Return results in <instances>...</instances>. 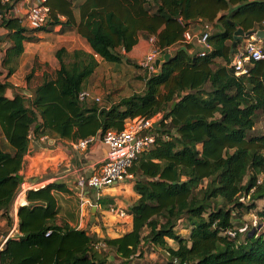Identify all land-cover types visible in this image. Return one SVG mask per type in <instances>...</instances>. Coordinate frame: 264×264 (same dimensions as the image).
I'll use <instances>...</instances> for the list:
<instances>
[{
	"label": "trees",
	"instance_id": "trees-1",
	"mask_svg": "<svg viewBox=\"0 0 264 264\" xmlns=\"http://www.w3.org/2000/svg\"><path fill=\"white\" fill-rule=\"evenodd\" d=\"M17 1L0 3V27L10 42L0 60L1 67H9L4 80L0 72V215L8 226L31 139H101L107 131H121L127 119L159 115L160 120L152 130L154 144L130 169L137 199L129 210V232L108 238L71 227L61 219L56 198L69 190L51 183L25 192L17 234L1 248L0 264H111L110 251L120 264H132L144 249L163 253V263L154 264H264L260 223L254 228L249 223L243 241L241 235H226L240 226L233 222L235 214L264 220V205L258 204L264 202V62H254L242 76L231 67L242 41L235 33L264 31V0H157L150 6L142 0H45L49 19L37 31H75L90 52L60 48L52 71L35 57L24 78L28 87L41 72L30 96L6 81L24 43L35 42L22 18L12 15ZM188 29L206 32L210 51L180 44ZM150 37L161 50L178 45L156 73H145L142 92L104 107L78 100L98 59L120 63L139 40L143 54ZM8 90L15 91L12 97ZM260 116L262 132L251 134Z\"/></svg>",
	"mask_w": 264,
	"mask_h": 264
},
{
	"label": "crops",
	"instance_id": "crops-1",
	"mask_svg": "<svg viewBox=\"0 0 264 264\" xmlns=\"http://www.w3.org/2000/svg\"><path fill=\"white\" fill-rule=\"evenodd\" d=\"M37 2V0H18L14 6V13L19 15L23 20L22 25L24 24L26 29L31 31L27 33V36L35 39V42L24 43V53L19 60L25 56L28 50L32 54V57L24 59V62L19 67L18 64L15 65L14 74L6 80L13 86L16 92H19L22 87V78L24 76H22L21 80L20 76L23 73L27 74V72L31 70V62L33 59L39 56L40 59H38L41 62H46L43 54L47 50L53 52V54L60 48H65L67 51L84 50L90 52L84 39H82L75 31L59 33L60 27H55L52 31L48 32H38L37 30L30 29L24 20V14L29 5L36 4ZM14 13L12 15H14ZM191 28H195V30L197 29L196 26H192ZM139 38H141V35H139ZM176 47L177 45L173 48ZM190 47L191 51H200L202 48L196 43L191 44ZM139 48L140 50H143L140 40L127 55V58L135 60L139 58L141 59L147 51L145 50L142 54V51H139ZM167 49L162 50L163 53L160 57L165 55L164 52L166 53V51H168ZM48 62L49 66L53 69L58 68V63L55 57L52 62ZM98 62L99 68L103 61L98 59ZM8 68L9 67H6L2 70L7 71ZM96 72L93 76L96 75ZM15 91L8 90L7 96L12 97L13 92ZM96 96L99 97L98 94ZM113 102L115 101H110L111 104ZM71 144L72 142L60 139L56 136L48 138L47 136H43L39 140H35L34 142L31 141L28 154L25 157V164L21 171L23 185H29L31 189L35 190L43 188L51 183H58L67 188L69 194L58 193L56 194V198L60 205L61 219L67 222L71 227L86 229L91 233L97 234L99 237L108 238H116L129 232L132 229V216L130 215L129 210L137 199L133 190L134 176L131 180L118 183L101 191L89 189L84 190L83 200L89 202L92 206L81 207V198L79 197L77 182L79 179H86L89 177L92 169H95V167L101 163L105 156V148L103 145V149H100L97 146L94 147L95 143L86 150L79 151L74 150ZM27 180L30 181V184H27ZM99 200L102 201L101 204L98 203ZM119 211H124L126 215L121 217L118 214ZM16 234H13V237H15ZM169 242L170 241H168V243Z\"/></svg>",
	"mask_w": 264,
	"mask_h": 264
},
{
	"label": "built area",
	"instance_id": "built-area-1",
	"mask_svg": "<svg viewBox=\"0 0 264 264\" xmlns=\"http://www.w3.org/2000/svg\"><path fill=\"white\" fill-rule=\"evenodd\" d=\"M37 1L36 4L29 5L24 14V20L27 26L35 31L44 27L49 19V9L44 5L45 0ZM142 1L150 6L155 4L157 0ZM0 3L1 5H6L12 3V0H0ZM2 19V12L0 11V24ZM207 37L208 34L203 30L196 33L188 29L184 31L181 43L187 45L196 43L202 47L200 51L207 52L210 51ZM148 44L149 49L147 53L138 61L137 65L147 75H152L157 71L158 67L156 66V60L161 56L163 51L157 46L156 39L153 37L149 38ZM173 47L174 46H171L168 49L166 48L168 54H170V50ZM258 61L264 62V47L262 45V40L258 39L255 36V33L252 36L243 37L240 45L237 47L236 52L231 58V67L233 68L235 75H247L252 64ZM78 100L81 102L93 101L97 104L102 102L100 97L95 96L86 90L78 95ZM159 120V115L151 119H145L142 117L127 119L124 121L123 129L119 132L111 130L107 131L101 139L90 137L72 142V148L79 151H84L97 142L101 143L105 148V156L101 161L99 168L86 179H79L77 182L79 197L81 198V207L92 206L89 202L83 200L84 190L89 189L101 191L133 178L130 169L137 157L154 144L156 135L152 130L154 129V124L158 123ZM29 189H31V187H25V185H22L20 192L14 200L12 206L13 215L15 217L14 227L17 226L16 214L18 208L27 204L24 199V193ZM118 214L121 217L126 215L124 211H119ZM256 225V218L253 217L251 227L254 228ZM248 230L249 225L247 224L235 229H228L226 235L234 239L237 235L245 234ZM14 232L15 230L12 229L5 238H2L0 250L4 243L9 238L13 237ZM97 246L103 247L104 245L98 244Z\"/></svg>",
	"mask_w": 264,
	"mask_h": 264
},
{
	"label": "rangeland",
	"instance_id": "rangeland-1",
	"mask_svg": "<svg viewBox=\"0 0 264 264\" xmlns=\"http://www.w3.org/2000/svg\"><path fill=\"white\" fill-rule=\"evenodd\" d=\"M15 3H17V2H13V4H15ZM23 27H25L24 24H23ZM6 38H7V33L4 31V29H2L0 27V60H2L3 49L6 48V46L10 45V42ZM180 44H182V43L180 42ZM262 45L264 47V40H262ZM148 49H149V47H148ZM174 49L175 48H172L170 50V53L173 52ZM192 49H193V47H192ZM139 51H142V50H140V48H139ZM146 51H148V50H146ZM35 56H37V55H35ZM43 56L45 57L46 63L48 61L52 62L54 59L53 52H51L49 50L44 52ZM28 57H32V54L29 52V50L26 52V54L23 58L18 60V62H17L18 67L24 62V59H26ZM37 58H39V56H37ZM139 59L135 60V59H131V58H128V59L125 58L120 63H112V64L101 62V66L99 68L97 67L98 68V69H96L97 72L95 71L96 75H94V76L92 75L87 80L86 85H85V90L91 92L95 96L98 94L99 97L101 98V101H102L100 103L102 107L108 106L109 101H115V103H116L117 101H119L122 98L129 97L134 93L142 92L143 88H144V83L142 82V79L146 76H145V72L142 69H140L137 65ZM128 61H130V62H128ZM31 63H33V61ZM2 69L3 68L0 66L1 79L4 80V75L6 74V71H4ZM49 69L51 71L53 70V68L51 66H49ZM24 71H26V70H24ZM28 73L29 72H27V74ZM27 74L23 73L20 76V80H21L22 76H24L23 78H25V76ZM40 75H41V72L37 71L35 73V75L33 76V78L31 79L30 85L28 87H26L25 81L22 78L23 83H22V87L20 88V90H26L28 92L33 90L34 87L37 84H39V82H40ZM113 99H115V100H113ZM86 103L88 105L94 104L93 101H87ZM262 128H263V117L260 116L258 118L257 123L254 127V130L251 132V134H260L262 132ZM31 141L34 142L35 140L31 139ZM1 144H2V148L4 150H7L6 143L4 142V140L2 138H1ZM95 146H97L100 149H103V146L101 143L97 142L94 145V147ZM75 153H77V152H75ZM99 166H100V164L97 167H95V169H92L89 176L92 175L99 168ZM22 178H23V176H22ZM26 182H27V184H30L29 180H27ZM28 186L29 185L25 184V187H28ZM242 198H243V200H245L244 197H241V200H242ZM258 204L264 205V202H258ZM242 214H243L242 216H239L236 214L233 216V222L235 223V226H239V225L243 226V225H247V224L250 225L253 221V217H255L256 223H257L256 227H258V224L260 223V226L258 227V231H257V236L259 233L264 232V220H258L256 215H250V214L247 215L244 213H242ZM11 217H12L11 218L12 219L11 226L10 225L8 226L7 225V222H8L7 219L0 215V239L1 240H2V238H5L7 236V234L12 229L15 230L14 235L16 233L17 226L14 227L15 217L13 215V211L11 212ZM242 217H244V218H242ZM181 227H183V226H181ZM250 229L246 233H248L250 231ZM259 230H260V232H259ZM179 232L182 234V233H185L186 231H183L181 229ZM246 233L241 235V237L239 238V241L244 240V237H246ZM254 234H255L254 232H251V235H254ZM169 243L171 246L175 245L172 241H170ZM164 259L165 258L163 256L162 252H160V251L153 252L150 249H144V253H143L142 257L141 258H135V260H133L132 264H137V263L138 264H141V263H151V264L163 263ZM108 261L111 264H120L119 259H117L115 257V255L112 251L109 252Z\"/></svg>",
	"mask_w": 264,
	"mask_h": 264
},
{
	"label": "water",
	"instance_id": "water-1",
	"mask_svg": "<svg viewBox=\"0 0 264 264\" xmlns=\"http://www.w3.org/2000/svg\"><path fill=\"white\" fill-rule=\"evenodd\" d=\"M179 19V17H178ZM253 34H250V33H243L242 30H238L236 33H235V39L236 40H240L242 39L243 37H246V36H252ZM255 36L260 39V40H264V31H258L255 33ZM169 57V54H165L163 57H160L159 59L156 60V66L159 67V64L163 61V59H167ZM20 93L26 95V96H30V92L26 91V90H20ZM157 125L158 123H155L154 124V129L158 130L157 129Z\"/></svg>",
	"mask_w": 264,
	"mask_h": 264
}]
</instances>
